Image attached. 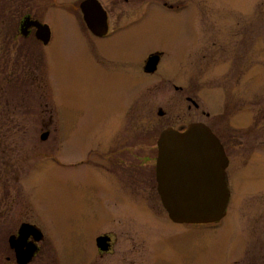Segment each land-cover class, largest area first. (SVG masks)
<instances>
[{"label": "rangeland", "instance_id": "1", "mask_svg": "<svg viewBox=\"0 0 264 264\" xmlns=\"http://www.w3.org/2000/svg\"><path fill=\"white\" fill-rule=\"evenodd\" d=\"M80 1L22 0L51 25L45 48H1L0 26V264H16L8 238L23 222L43 234L28 264H98L96 237L143 213L132 175L144 187L161 130L198 120L229 159L226 215L139 220L153 225L144 264H264V0H98L102 39L85 31ZM142 253L118 264H143Z\"/></svg>", "mask_w": 264, "mask_h": 264}, {"label": "water", "instance_id": "2", "mask_svg": "<svg viewBox=\"0 0 264 264\" xmlns=\"http://www.w3.org/2000/svg\"><path fill=\"white\" fill-rule=\"evenodd\" d=\"M79 9L87 29L94 36L107 34L106 12L97 0H83ZM33 24L37 27L36 37L46 44L48 26L39 22ZM158 59V54L151 55L144 64V72H154ZM158 115L162 113L159 111ZM47 136V132L42 133L40 140H46ZM156 148V189L169 219L191 225L221 221L229 202L225 174L228 160L211 130L202 123L189 124L182 132L165 128L159 133ZM42 238L38 228L21 224L16 234L8 238L15 263L28 264L37 251L36 243Z\"/></svg>", "mask_w": 264, "mask_h": 264}, {"label": "flooded vegetation", "instance_id": "3", "mask_svg": "<svg viewBox=\"0 0 264 264\" xmlns=\"http://www.w3.org/2000/svg\"><path fill=\"white\" fill-rule=\"evenodd\" d=\"M81 1H83V0H81ZM24 9H25V7L22 5V0H0V26L2 27L1 28V30H2L1 48H6V49H9V48H28L27 42H29L31 40H32V43H31L32 46H30V48L31 47H33V48L44 47L45 48L46 46H48L52 42L51 25L40 21V19L37 16L32 15L30 12L24 11ZM103 10H104V8H103ZM79 12H80V9H79ZM106 16H107V12H106ZM81 20L83 21L82 14H81ZM82 21H81V23H82ZM33 22H39L40 24H45L48 26V28H49V39H48V42L46 44H44L42 41H40L36 37L37 27H36V25L33 24ZM83 23H84V21H83ZM83 23H82V25L84 27L85 23L84 24ZM107 27H108V22H107ZM85 28H84L85 31H87L90 35H92L95 38L102 39V38H105L108 34V30H107V34L105 36L97 37V36H94L87 29L86 25H85ZM153 54H158V57H159L157 65H156V70L152 73H145L144 72L147 75H154V73L157 72V68L159 66L160 60L163 57V53H158V52L151 53V54L146 56L144 64H145L146 60ZM12 66H13V64L12 63L9 64L8 61H5L3 64V67L6 70V72L8 73V75H10V69L12 68ZM12 74H14V73H12ZM17 79H19V76ZM17 79L15 78V81ZM172 88L177 93V95L181 97V91H182L181 87L174 85V86H172ZM185 99H186V101H188L193 106L194 109H196V110L198 109L199 106L194 100H192L190 97H185ZM159 111L162 113V115H160V116L158 115ZM203 112L204 111L201 112L202 115H203ZM156 114H157V116L162 117L164 115V112L161 109H158ZM204 116L206 117V123H208L207 119L210 117V114L208 112H205ZM50 122H52V117H50ZM192 123H202V124L206 125L211 130V132L217 137V139L219 140L220 144L223 147L224 153L227 157L225 148L219 139L218 133H216L210 126L201 122L200 120H198L197 122H192ZM188 125L180 126L176 130H178L180 132L184 131ZM42 127H46V126L42 125ZM169 127L170 126H167L165 128H169ZM171 128H173V127H171ZM53 130H54V125H53ZM46 132L48 133L47 130H46ZM113 149H114V155L115 156L121 154V153H119L118 147L114 146ZM51 156H53V155H51ZM116 157H118V156H116ZM53 160L57 161L55 157L53 158ZM150 160H152V158L147 157L146 161L150 162ZM155 160H156V158H155ZM227 160H228V165H229L228 157H227ZM228 165L225 169L227 187H228V178H227V172L226 171L228 169ZM146 176H147L145 178L146 182H144V187H142L143 185H141V179H137L139 176L138 175H132V181H133L132 186H133V188H135L134 190L135 191H137V190L142 191L143 193L148 195V197H147L148 201H146V205L142 207L143 213H139L140 215L138 217L137 222H134V220H125V222L123 224L124 226H123V228H121L120 231L119 230L114 231L113 229H108V230H106V232H103L102 234H100L96 237L95 247H96V251H97V259L96 260H97L98 264H118L119 261H122V258H125V256H129L130 260L132 259V263H135L137 261L136 257L138 254V250L143 252L142 253L143 260L142 261L144 264V260H145L144 259L145 258L144 253H145L146 248L149 244V236L147 235V232L149 231V229L153 225L150 224L149 226H147V225L142 224V223L139 224V220H140V222H142V221L145 222L144 220L146 218H149V220L154 218L156 220L155 223H157V219H156L157 217L155 216V214L163 215L161 210L165 211V209L163 208V206L161 204L160 197H159V195L157 193V189H156L155 165H154V168L153 167L151 168V166H150L148 174ZM142 180H143V177H142ZM136 183L137 184L140 183L141 187L136 185ZM228 190H229V188H228ZM155 196L157 197V199ZM156 200H158V202L160 203V207L158 205L159 203L157 204ZM153 201L155 202V204ZM229 201H230V192H229ZM228 204H229V202H228ZM228 204H227V207H228ZM226 212H227V208H226ZM165 213L167 215L166 211H165ZM167 218L169 219L168 215H167ZM169 221L172 222L170 219H169ZM23 223H26V222H23ZM23 223H21V224H23ZM30 223H27V224H30ZM172 223L173 224H181V223H175V222H172ZM30 225H33V224L31 223ZM181 225H189V224H181ZM129 227L134 228V229H129ZM124 229L128 230L129 234L125 233L124 236L126 238L123 239L122 238V232ZM135 234L138 235L139 237L135 238ZM28 240L31 241V238H29ZM42 241H43V238L38 243H41ZM38 243H36L37 252L39 251ZM13 254H14V252H13ZM106 257H109V259H106ZM141 264H142V262H141Z\"/></svg>", "mask_w": 264, "mask_h": 264}]
</instances>
